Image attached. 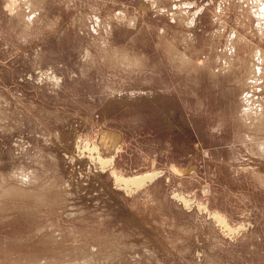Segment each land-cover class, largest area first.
<instances>
[{
  "label": "rangeland",
  "instance_id": "374dc122",
  "mask_svg": "<svg viewBox=\"0 0 264 264\" xmlns=\"http://www.w3.org/2000/svg\"><path fill=\"white\" fill-rule=\"evenodd\" d=\"M0 264H264V0H0Z\"/></svg>",
  "mask_w": 264,
  "mask_h": 264
},
{
  "label": "bare ground",
  "instance_id": "6f19581e",
  "mask_svg": "<svg viewBox=\"0 0 264 264\" xmlns=\"http://www.w3.org/2000/svg\"><path fill=\"white\" fill-rule=\"evenodd\" d=\"M158 175L155 173L152 174H147L145 176H140L136 178H130V180H125V179H117V181L124 186H127L128 188H136V189H141L145 187L150 182H153L155 178ZM222 223H225V221L221 220Z\"/></svg>",
  "mask_w": 264,
  "mask_h": 264
}]
</instances>
